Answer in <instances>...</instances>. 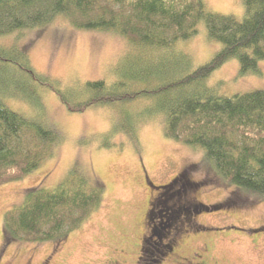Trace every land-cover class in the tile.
Wrapping results in <instances>:
<instances>
[{
	"label": "trees",
	"instance_id": "16d2710c",
	"mask_svg": "<svg viewBox=\"0 0 264 264\" xmlns=\"http://www.w3.org/2000/svg\"><path fill=\"white\" fill-rule=\"evenodd\" d=\"M242 4L237 19L209 11L202 0H0V37L41 29L63 15L74 28L116 33L139 52L123 54L113 82L87 80L70 89L35 70L18 38L0 44V184L36 169L61 139L40 96L47 88L71 112L117 105L108 133L122 132L133 141L136 126L164 116L167 137L202 148L226 182L264 197V89L224 96L206 83L231 58L238 61L239 76L260 72L264 0ZM200 22L221 47L190 69L187 54L174 47L195 35ZM6 99L24 103L32 115L14 111ZM103 193L99 179L73 166L56 186L27 189L22 201L5 211L3 236L59 241L100 206Z\"/></svg>",
	"mask_w": 264,
	"mask_h": 264
},
{
	"label": "rangeland",
	"instance_id": "374dc122",
	"mask_svg": "<svg viewBox=\"0 0 264 264\" xmlns=\"http://www.w3.org/2000/svg\"><path fill=\"white\" fill-rule=\"evenodd\" d=\"M202 1L212 12L237 19L244 13L242 0ZM14 38L26 45L32 67L61 88L95 79L111 83L123 54L138 52L116 33L74 28L63 15L41 29L0 37V44L9 46ZM220 47L200 22L197 33L174 50L187 54L193 69ZM238 67L237 59L227 60L207 86L224 96L264 89V60L257 74L239 76ZM40 96L61 139L36 169L0 184V243L5 211L29 188L56 186L73 166L99 179L104 193L100 206L59 241L5 239L2 246L11 247L6 256L14 249L10 264H39L49 252L50 264H264V197L226 182L202 148L167 137L164 116L136 126L133 141L122 132L108 133L117 105L71 112L51 90L42 88ZM4 103L32 115L20 101Z\"/></svg>",
	"mask_w": 264,
	"mask_h": 264
},
{
	"label": "flooded vegetation",
	"instance_id": "af4514ba",
	"mask_svg": "<svg viewBox=\"0 0 264 264\" xmlns=\"http://www.w3.org/2000/svg\"><path fill=\"white\" fill-rule=\"evenodd\" d=\"M153 225L154 224H152L150 227L152 228ZM4 240H5V237L3 236V242H4ZM3 242L0 243L1 244V246H0V264H10L11 263V259H12V254L14 252V249H10L9 256H6L7 255V252H9L8 249H9L10 246L9 245H5V246L3 245L2 246ZM168 248L171 250L172 249V246H168ZM50 254H51V252L47 253V255H45L41 259V261L39 262V264H50V259H49L50 258ZM198 264H202V262L199 261Z\"/></svg>",
	"mask_w": 264,
	"mask_h": 264
}]
</instances>
